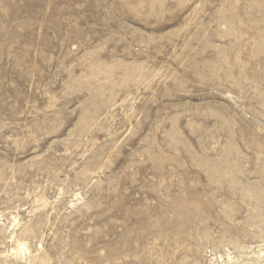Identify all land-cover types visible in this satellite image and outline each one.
Masks as SVG:
<instances>
[{
  "label": "rangeland",
  "instance_id": "rangeland-1",
  "mask_svg": "<svg viewBox=\"0 0 264 264\" xmlns=\"http://www.w3.org/2000/svg\"><path fill=\"white\" fill-rule=\"evenodd\" d=\"M90 72L96 92L74 83ZM263 99L264 0H0V212L63 189L39 231L54 264H208L254 248ZM104 150L92 180L76 177ZM225 157L212 184L207 166ZM77 191L85 206L69 213Z\"/></svg>",
  "mask_w": 264,
  "mask_h": 264
},
{
  "label": "bare ground",
  "instance_id": "bare-ground-1",
  "mask_svg": "<svg viewBox=\"0 0 264 264\" xmlns=\"http://www.w3.org/2000/svg\"><path fill=\"white\" fill-rule=\"evenodd\" d=\"M245 21L249 20L245 19ZM217 57L224 64L226 61V52L224 50L219 51L217 53ZM199 69L204 71L211 70V68L206 65L200 66ZM193 72L195 77L199 73L197 70ZM89 76H91V79H88ZM96 79L97 73L90 72L81 77L80 80H76L74 83L78 88H85L88 91L89 89H92V91L96 92L98 88H92L90 85V81ZM100 88H102V86ZM224 94L231 99L232 103H237L236 97L231 92L225 91ZM169 139L171 142H175L177 134L172 132ZM251 143L257 151H262L264 148L258 140H253ZM101 154L102 155L89 158L84 169L80 172L75 171L74 174L76 177L86 180L90 176V179L92 180L93 176H96L104 168L111 151L104 150ZM81 157H83V155H81ZM208 163L210 162L208 161L207 164ZM211 163L213 162L211 161ZM229 164L230 160L225 157L221 160V162L212 164L211 167L207 166L208 179L212 184H217L218 177H216V174L223 175L225 173V169H228ZM87 185H89V183H87ZM63 194V189H58L55 196H53L52 199H49L43 189L37 190L36 188L31 193L27 192L26 195L27 198H29L28 203L31 205L30 207L27 209L15 207L14 212H8L5 215L0 212V246L2 245L4 247L3 250H0V264H54L50 255L44 249L43 243L45 239L43 240L42 232L40 233L39 231L41 227L48 225L53 214H60L57 207L59 202L62 200ZM66 203V209L69 213H71L85 206L86 202L82 193L77 191L71 193V197ZM179 208L181 210L182 217L183 214L184 217L192 215L195 216V213H193L194 210L191 209V206H185L181 203ZM20 211L23 212L22 215L19 214ZM181 218L180 220H184ZM188 218L186 219L188 220ZM179 223L181 222H178V225ZM174 231L178 233L180 230ZM179 233L181 234V232ZM212 241L215 242V240ZM258 242L260 244H257L254 248L248 245L237 246V249H235L234 252L230 251V248L227 247L222 248L220 252L210 251L208 264H264V235H262Z\"/></svg>",
  "mask_w": 264,
  "mask_h": 264
}]
</instances>
